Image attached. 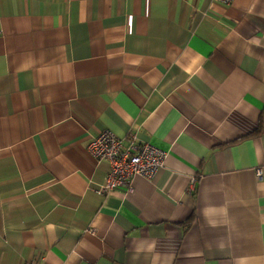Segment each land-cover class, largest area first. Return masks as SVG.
Returning <instances> with one entry per match:
<instances>
[{
	"label": "crops",
	"instance_id": "obj_1",
	"mask_svg": "<svg viewBox=\"0 0 264 264\" xmlns=\"http://www.w3.org/2000/svg\"><path fill=\"white\" fill-rule=\"evenodd\" d=\"M104 129L165 165L98 193ZM33 260L264 264V0H0V264Z\"/></svg>",
	"mask_w": 264,
	"mask_h": 264
},
{
	"label": "built area",
	"instance_id": "obj_2",
	"mask_svg": "<svg viewBox=\"0 0 264 264\" xmlns=\"http://www.w3.org/2000/svg\"><path fill=\"white\" fill-rule=\"evenodd\" d=\"M230 4L233 0H214ZM89 151L97 161L109 160L110 171L96 191L109 194L119 186L130 188L137 175L152 179L165 165L167 153L148 141H139L135 134L119 136L109 129L102 130L88 145ZM261 169L257 176L261 178ZM194 189V184L192 185ZM25 264H36L27 261Z\"/></svg>",
	"mask_w": 264,
	"mask_h": 264
}]
</instances>
